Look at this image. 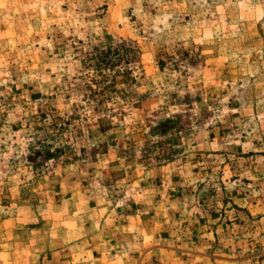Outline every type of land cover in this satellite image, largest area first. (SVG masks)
<instances>
[{"label": "rangeland", "instance_id": "374dc122", "mask_svg": "<svg viewBox=\"0 0 264 264\" xmlns=\"http://www.w3.org/2000/svg\"><path fill=\"white\" fill-rule=\"evenodd\" d=\"M0 264H264V0H0Z\"/></svg>", "mask_w": 264, "mask_h": 264}, {"label": "crops", "instance_id": "0c3cea01", "mask_svg": "<svg viewBox=\"0 0 264 264\" xmlns=\"http://www.w3.org/2000/svg\"><path fill=\"white\" fill-rule=\"evenodd\" d=\"M225 261H227V260H225Z\"/></svg>", "mask_w": 264, "mask_h": 264}]
</instances>
